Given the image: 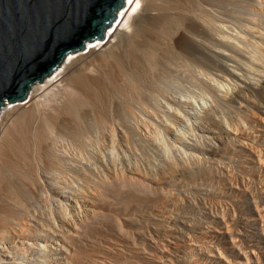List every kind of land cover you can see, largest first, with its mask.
<instances>
[{
    "label": "bare ground",
    "instance_id": "obj_1",
    "mask_svg": "<svg viewBox=\"0 0 264 264\" xmlns=\"http://www.w3.org/2000/svg\"><path fill=\"white\" fill-rule=\"evenodd\" d=\"M257 1L260 8L255 6ZM222 2L126 0L118 10L116 20L105 30L103 39L87 41L86 51L69 53L51 76L31 86L24 104L0 109V264H123L124 260L119 263L112 259L113 255L124 258L120 245L113 243V246L108 242L98 245L94 236L101 228L111 225L117 228L118 213L124 207L121 202L127 198L124 197L127 191H133L127 190L124 195L121 193L123 187H127L128 178L134 181L136 168L132 171L134 165H130L132 168L129 166L130 176L127 175L126 180L118 178L116 165L119 160L114 159V154L119 156L125 150L132 151L135 146L148 142L156 147V151L158 149L156 153L170 166L176 160L182 165L188 162L189 166L190 161L199 160V154L208 155L202 158H208L211 164L219 161L218 158L226 157L223 151L227 146L225 141L234 137H231L232 131L222 126L218 112L237 108L239 115H247L252 96L264 95V52L259 46L264 33L258 36L251 34L253 39L250 35L246 38L249 24L258 23L264 30V6L263 0H244L240 3L244 4L243 11L237 16L227 7L229 10L226 11L222 7L226 1ZM95 41V47L90 48ZM195 97L203 101L200 109L197 108L198 112L195 108L199 98L196 100ZM258 109L264 114V105ZM231 115L229 124L236 128L235 131L238 130L234 138L238 144L232 149L241 155L239 162L251 172L257 169L255 164L264 161V152L260 149L264 146V121L260 120V125H257L259 130L255 131V122L239 121L240 117ZM184 128H188L191 134L188 135L187 130L183 132ZM158 140L172 152L174 161L168 159L170 152L159 145ZM253 144L263 145L257 152ZM165 152L169 153L166 155ZM124 158L126 155L120 159ZM197 166L199 164L194 167ZM177 169L174 173L180 175ZM207 169L205 174L200 166L201 171L197 173L201 172L205 177ZM181 171L184 173L183 169ZM223 172L221 175H224ZM136 183L133 185H140ZM117 187L123 190L113 192ZM146 189L144 195L155 194L146 193L150 184ZM235 192L233 184H230L225 195L232 200ZM256 201L250 194L239 205L236 225L238 227L239 224V228L241 226L245 231L242 236L234 233L233 229L238 231L237 228H230L228 215H222L223 212L211 213L212 209L210 212L205 209L206 215L195 218L199 220L194 223V216L190 218V214H180L182 211L177 207L180 202L175 201L170 205L169 212L167 210V213L161 212L152 217L155 223L165 228L162 233L170 240L167 239V243L152 241L153 250L144 251L143 248L139 251L144 261L141 263L264 264V234L250 235L253 225L259 223L264 214V195L261 204ZM196 203L190 202L191 208L197 212ZM141 205L144 206V203ZM132 223H135L134 220ZM161 226L157 227L161 230ZM196 228L202 235L198 241L193 240L194 234H190L193 238L185 234ZM177 235L183 238H180L181 244L171 240ZM242 241L246 247L241 246ZM196 249L201 250L200 260L189 256ZM178 253L187 255L181 263L174 259Z\"/></svg>",
    "mask_w": 264,
    "mask_h": 264
},
{
    "label": "rangeland",
    "instance_id": "obj_2",
    "mask_svg": "<svg viewBox=\"0 0 264 264\" xmlns=\"http://www.w3.org/2000/svg\"><path fill=\"white\" fill-rule=\"evenodd\" d=\"M224 1H226V2H228V4L225 2V3H223ZM236 1V2H235ZM242 1H243V3H244V0H232V1H229V0H223V5H222V7H224V8H229L230 9V11L232 12H235V15H237V16H239L241 13H242V11H243V5L242 4H240V3H242ZM235 2V3H234ZM230 3H231V5L232 6H230ZM225 4H227V5H225ZM240 5V6H239ZM234 6H236V7H234ZM242 6V7H241ZM255 6L257 7L258 6V1L256 2V4H255ZM260 4H259V8H260ZM263 6H264V0H263ZM241 7V8H240ZM225 9L226 11L227 10H229V9ZM232 8H234L233 10H232ZM235 8H236V10H235ZM237 8H239V9H237ZM264 8V7H263ZM237 13V14H236ZM263 13H264V11H263ZM257 24V25H256ZM251 25V26H250ZM252 28V29H251ZM261 30V31H260ZM248 32L246 33L247 34V37L246 38H249V36L248 35H250V36H252L254 33H255V36L257 35H260V33L262 32V33H264L263 31L264 30H262L261 28H260V24H258V23H254V24H249V29L247 30ZM250 32V33H249ZM249 33V34H248ZM258 33V34H257ZM252 34V35H251ZM252 39H253V36H252ZM247 40H249V39H247ZM261 41H262V44H260L259 46H260V48H261V50H260V48H259V46H257V48H259L258 50H260L261 52H264V39L262 40L261 39ZM87 43H85V45H86ZM95 45H96V41L95 42H93V43H91L90 44V48H93V47H95ZM82 50H84V51H86V49H82ZM199 98V99H198ZM195 99L197 100H200L199 101V103H198V100H197V105L198 106H196V111L195 112H198V111H200V110H197V108H199L200 109V104H202L203 105V101L201 100V98L200 97H195ZM252 101H251V103L249 102L248 103V108L250 109V111L249 112H247V115H239V113H238V111H237V108L235 109V108H232V107H230V108H232L231 110L228 108V109H225V110H223V111H220V112H218L217 114V117H219L220 118V120L222 121V126L223 127H225V128H227V129H229L230 131H232L233 133L231 134L232 136L231 137H234V138H236L237 136H236V134H237V132H238V130H236L235 131V127H233V126H231L230 124H229V122H230V115L232 114L233 116H238V118L240 119L239 121H243V119H245L246 120V122H250L251 123V121H252V123H254V124H256V125H254V129H255V127H256V129H255V131L257 130V128H259V126H257V125H260V124H258V123H261L260 122V120L261 121H264V114H261L258 110V108L262 105H264V95L263 96H259V95H254V96H252V99H251ZM261 100V101H260ZM24 102H26V101H24ZM24 102H17V103H9V102H6L5 103V105L4 106H6L7 108H12L14 105H17V104H19V103H21V104H24ZM254 102V103H253ZM261 102V103H260ZM244 104H246V103H244ZM3 106V107H4ZM226 110H228V111H231V112H228V111H226ZM236 110V111H235ZM227 112V113H224V112ZM233 111H235V113H233ZM252 111V112H251ZM201 113H202V111H201ZM225 115H224V114ZM231 113V114H230ZM236 113H237V115H236ZM249 113H250V115H249ZM253 113V114H252ZM228 114V115H227ZM231 115V116H232ZM253 116V117H252ZM250 118V119H249ZM234 120H236L235 118H233ZM254 119V120H253ZM256 120V121H255ZM228 121V122H227ZM227 122V123H226ZM237 123H238V121H236ZM248 122V123H249ZM224 123V124H223ZM228 124V125H227ZM235 128V129H234ZM186 130L188 131V128H184L182 131L184 132H186ZM234 130V131H233ZM259 130V129H258ZM257 130V131H258ZM188 135H190L191 134V132L189 133V131H188V133H187ZM238 135V134H237ZM234 138L233 139H231L230 138V140H226L225 141V143L227 144V146H225V150H226V152H225V150H223L224 151V154L226 155V157H223V158H218L219 159V161H216L214 164H211L210 163V161L208 160V158H202V157H209L208 155H205V154H199V157L200 158H202L201 160H200V158L198 157L197 159H199V160H195L194 162H195V164H193L194 162L193 161H190L189 162V166H190V164L194 167L195 165H198L199 164V166H197V167H199V168H197V167H194V168H196V169H194L192 166H188L187 165V163L186 164H181V163H177V160L175 161V162H173V165L172 166H170V163H168V162H166L167 160H164L162 157H160V155H158L157 153H158V149H157V151H156V147L153 145V144H150V143H148V142H145L144 143V145L142 144H139L138 146H140L141 148H139L138 146H135L136 147V149H131L132 151H130V150H125V151H123L122 152V154H119V156L121 155V156H123V154H125L126 155V158H124V160L123 159H120V158H123V157H125V155L123 156V157H120V158H118L119 156H117V154H114V159L115 158H117L119 161H117V165L116 166H118V167H116V173H117V176H118V178H120V177H122L124 180H126L129 176H130V169L132 168L130 165H134L133 166V169H131L132 171H134V169H135V171H134V176L133 177H137L138 179L136 180V177H135V179H134V181L132 180V179H127L126 180V182H127V184H126V186L128 187V189H127V187L126 188H124L123 187V189L125 190H123V189H121L120 190V188L119 187H117L118 189H113V190H116V191H113V192H117V191H122L121 193H126V191L127 190H132L133 189V193L137 196V198L134 196V194H132V192H128L127 191V194L124 196L126 199L124 200L123 199V204H122V202H121V205L122 206H124V207H122V209L120 210V212L118 213V218H117V228L119 229V230H117V228H115V227H113L112 225L111 226H108V227H106V229H99L97 232H96V235H94V236H96L95 237V242L98 244V245H101V244H105L106 242H108L109 244H112L113 246H115L114 244H116V245H120V249L121 248H123L122 249V252H124L123 253V256H124V258H122L121 256H117L118 258H119V260H117L118 258L115 256V255H113L112 257V259H114V261H116V262H119V263H123V260H124V263L123 264H136V263H143L144 261H143V259H142V257H141V255L140 254H138V252L139 251H141L143 248H145V249H143L144 251L147 249V250H149V251H151V250H153V248H152V246L151 245H153V243H152V241H155V240H157V242H165V243H167V239H169L170 240V238L168 237H166L167 235H164L163 233H164V230H165V228L164 227H162L161 225H159V224H157V223H155L156 221L154 220V215L155 216H157V214H161V212H165V213H167V210H168V212H169V210H170V205L172 206V203H174L175 201H179L180 203H179V206L177 205V207H180L179 209L182 211V213L180 212V214H182V215H184V216H189V214H190V218H192L193 216V222L194 223H196V222H198V220L199 219H195V218H201L202 217V215L204 216V215H206L205 213V209H206V211L207 212H210V210L212 209V210H214V211H212L211 210V213H219V214H222V212H223V214L222 215H228L227 216V219H228V223L229 224H231L230 226V228L232 229V228H237L238 229V231L236 230V229H233L234 230V233L235 234H239L240 233V235L242 236V235H244V233H245V231L244 230H242V228H241V226H240V228H239V224H238V227H237V222H238V220H237V218H238V211H239V205H241L242 203H243V201H245L246 200V197H249L250 196V194L253 196V197H255V200L257 199L258 201H259V204H261L260 203V201H261V197H262V195H264V193H262L263 192V190H264V171H262V165H263V162L264 161H262V162H260V163H257V164H255L256 166V168L257 169H255V170H251V172L249 171V170H247L246 168H245V165H243L242 163H240L239 161H240V154H238L237 152H235L232 148L233 147H235L238 143L236 142V141H234ZM232 140V141H231ZM214 142H216V144L217 145H220L219 143L220 142H218V141H216V140H213ZM236 142V143H234V142ZM158 143H159V145H162V146H164V147H166L165 149H168L167 148V146H165L164 144H162V143H160L161 141H157ZM247 142H250L249 140H247ZM228 143H230V145H228ZM147 144V145H146ZM254 146H256V147H254L255 149L254 150H256L257 151V149H259V147H261V146H258L259 144H253ZM145 146H146V149H145ZM151 148H150V147ZM230 146V147H229ZM249 146V145H248ZM134 147V148H135ZM138 147V148H137ZM153 147V148H152ZM231 148V149H230ZM137 149H139V151L137 150ZM145 149V150H144ZM251 149H253V148H251ZM261 150H262V152H264V146H262L261 148H260ZM259 149V150H260ZM134 150V151H133ZM148 150H150L151 152L149 153V151ZM154 150V151H153ZM253 150V151H254ZM128 151V152H127ZM145 153H144V152ZM168 151L170 152V150L168 149ZM127 152V153H126ZM138 152V153H137ZM147 152V153H146ZM157 152V153H156ZM166 152H167V150H166ZM165 152V153H166ZM168 152V153H169ZM228 152V153H227ZM230 152V153H229ZM255 152V151H254ZM258 152V151H257ZM132 153H133V155H132ZM140 153V154H139ZM156 155H155V154ZM168 153H166V155L168 154ZM127 154H129V155H127ZM135 154V155H134ZM139 154V155H138ZM153 154V155H152ZM172 152H170L167 156H169L168 157V159L169 160H172V161H174V159L172 158ZM229 154H230V156H229ZM234 154V155H233ZM236 154V155H235ZM239 156H238V155ZM131 155V156H130ZM116 156V157H115ZM143 156V157H142ZM149 156H151V157H149ZM230 158H229V157ZM235 156V157H234ZM238 156V157H237ZM139 157V158H138ZM142 157V158H141ZM152 157H154V158H152ZM157 157V158H156ZM228 158V159H227ZM117 159H115V160H117ZM230 159H232V161L230 160ZM114 160V161H115ZM122 160V161H121ZM162 160V161H161ZM235 160H236V164H235ZM131 163H130V162ZM137 161V162H136ZM148 161V162H147ZM151 161H152V163H151ZM207 161V162H206ZM209 161V162H208ZM238 161V162H237ZM116 162V161H115ZM118 162H119V164H120V162H121V164H122V162H124L122 165L126 168V170H125V168H123V166L121 167V164L120 165H118ZM129 162V163H128ZM150 162V163H149ZM156 162V163H155ZM161 162V163H160ZM200 162L201 163H203V165L202 164H200ZM206 162V163H205ZM219 162V163H218ZM221 162V163H220ZM225 162V163H224ZM227 162V163H226ZM230 162V163H229ZM128 163V164H127ZM150 165H149V164ZM196 163H198V164H196ZM225 164V166H224V164ZM154 164V165H153ZM174 164H177L178 165V167H175V166H177V165H174ZM207 166H206V165ZM219 164L221 165V167H219ZM241 164V165H240ZM128 165V166H127ZM144 165V166H143ZM167 165H169V167L167 166ZM185 165V166H184ZM187 165V166H186ZM210 165H212L211 166V170H209V168H210ZM129 166L131 167V168H129ZM139 166H141L140 168H141V170H140V168H138ZM148 166V167H147ZM159 166H161L160 167V169H159V167L157 168V167ZM200 166H201V168H203V173H205L206 171H205V169L208 167V169L207 170H209L208 172H207V175H205V177H204V174L203 173H197V172H199V170H200ZM224 166V167H223ZM242 166V167H241ZM261 166V167H260ZM121 168V170H122V168H123V170H122V174H121V170H119L120 168ZM145 167V168H144ZM155 169H154V168ZM166 167V168H165ZM170 167L171 168H174L175 167V169H177L179 172H180V175H179V173H174V170L175 169H170ZM184 170V173H183V171H181L182 169ZM189 167V168H188ZM119 168V169H118ZM144 168V169H143ZM157 168V169H156ZM186 168V169H185ZM190 168L192 169L190 172H189V170H190ZM219 168V170H217ZM225 168V169H224ZM227 168V169H226ZM261 168V169H260ZM146 169V170H145ZM149 169V170H148ZM198 169V170H197ZM128 170V171H127ZM138 170V171H137ZM151 170V171H150ZM157 170H159V171H157ZM171 170V171H170ZM176 170V171H177ZM186 170V171H185ZM194 170V171H193ZM202 170V169H201ZM200 170V171H201ZM212 170L214 171V172H212ZM221 170V172H219ZM224 172H223V171ZM230 170V171H229ZM246 170H247V172H246ZM261 172H259V171ZM141 171V172H140ZM153 171V172H152ZM155 171V172H154ZM173 171V172H172ZM205 171V172H204ZM253 171V172H252ZM172 174H171V173ZM194 172V173H193ZM196 172V173H195ZM219 172V173H218ZM222 172H223V174L225 175L226 174V176H224V175H221L222 174ZM231 172V173H230ZM119 173H120V175H119ZM140 173H142V174H140ZM145 173H147V174H145ZM160 175H159V174ZM169 175H168V174ZM189 173V174H188ZM190 173H191V175H190ZM209 173H212V174H210V177L208 176V174ZM231 175H230V174ZM249 173V174H248ZM125 176H124V175ZM148 174H150V175H148ZM155 174V175H154ZM184 174V175H183ZM187 174V175H186ZM194 174H196V176L194 175ZM197 174H200L199 176L197 175ZM206 174V173H205ZM218 174V175H217ZM240 174H242V175H240ZM245 176H244V175ZM122 175V176H121ZM127 175H129V176H127ZM174 175H176V176H174ZM178 175V176H177ZM190 175V176H189ZM202 175H203V177H202ZM215 175H217V176H215ZM228 175V176H227ZM120 176V177H119ZM127 176V177H126ZM140 176V177H139ZM143 176V177H142ZM149 176V177H148ZM165 176H167V177H165ZM186 176V177H185ZM194 176V177H193ZM198 176V177H197ZM206 176H208L209 178H206ZM213 176V177H212ZM237 176V177H236ZM244 176V177H243ZM247 176V177H246ZM150 177H151V180H149L150 179ZM154 177V178H153ZM156 177V178H155ZM159 179H158V178ZM190 177V178H189ZM200 177V178H199ZM202 177V178H201ZM241 177V178H240ZM153 178V179H152ZM228 178H229V180L231 181V182H229V180H228ZM239 178V179H238ZM244 178V179H243ZM246 178V179H245ZM121 179V178H120ZM140 179V180H139ZM142 179V180H141ZM170 179V180H169ZM174 179H176L175 181H174ZM193 179V180H192ZM202 179V180H201ZM211 179H212V181H211ZM216 179V180H215ZM220 179V180H219ZM236 179V180H235ZM238 179V180H237ZM133 181V183L135 182H141V181H144V182H141V183H139L140 185L138 186L137 184L138 183H136V185L137 186H135V184L133 185V183L132 182H129V181ZM136 180V181H135ZM153 180V181H152ZM164 180V181H163ZM181 182H180V181ZM196 180H198V181H196ZM209 180V181H208ZM152 181V182H151ZM157 181V182H156ZM160 181V182H159ZM162 181V182H161ZM169 181V182H168ZM203 181V182H202ZM208 181V182H207ZM216 181V182H215ZM233 181V182H232ZM237 181V182H236ZM239 181H240V183H239ZM243 181V182H242ZM148 182V183H147ZM179 182V183H178ZM183 182V183H182ZM188 184H187V183ZM211 184H210V183ZM128 183H130V184H132L131 186H133V188H131L130 187V184H128ZM153 183V184H152ZM160 183V184H159ZM171 183V184H170ZM196 183V184H195ZM202 183V184H201ZM214 183V184H213ZM221 185H220V184ZM229 183V184H228ZM234 183H236V184H234ZM243 183V184H242ZM245 183V184H244ZM149 184H150V189H151V187L152 188H154V189H152V190H150L149 189V191H146V193H151V192H153V193H155V194H150L151 196H149V194H146V195H144L145 193V189L147 188V187H149ZM205 184V185H204ZM206 184H207V186H206ZM217 184V185H216ZM230 184H233V186H234V188H235V190H236V192L234 193V197H233V199L231 200V199H229V198H227L226 197V195H225V193L228 191V188H229V186H230ZM142 185V186H141ZM148 185V186H147ZM174 185V186H173ZM190 185V186H189ZM197 185H198V187L200 188H198L197 187ZM215 185V186H214ZM227 185V186H226ZM237 185H238V187H237ZM143 186H145L146 188H144ZM158 186V187H157ZM214 186V187H213ZM225 186V187H224ZM236 186V187H235ZM135 187V188H134ZM136 187H138V188H136ZM160 187H162V188H160ZM207 187V188H206ZM211 187H213L212 189H211ZM129 188H131V189H129ZM140 188H142V189H140ZM157 188V189H156ZM160 190H159V189ZM174 188V189H173ZM197 188V189H196ZM211 189V190H209V189ZM221 188V189H220ZM136 190V192H135V190ZM138 189H139V191H138ZM189 189H191L190 191H189ZM203 189H208V191H204ZM146 190H148V189H146ZM154 190V191H153ZM178 190V191H177ZM187 190V191H186ZM222 192H221V191ZM140 191H141V193H140ZM156 191V192H155ZM161 191V192H160ZM214 191V192H213ZM112 192V193H113ZM143 192V193H142ZM164 192H168V193H166L168 196H166V194L164 193ZM182 192V193H181ZM184 192V193H183ZM190 192V193H189ZM202 192H203V194H202ZM206 192H209L208 194L206 193ZM220 192H221V194H220ZM112 193L110 194V195H112ZM124 193H123V195H124ZM128 193H129V197H128ZM138 195H137V194ZM159 193H160V195H159ZM161 193H163V194H165V195H163V194H161ZM175 193V194H174ZM186 193V194H185ZM140 194H142V195H140ZM156 194H158V195H156ZM171 194V195H170ZM174 196H173V195ZM207 194V195H206ZM217 194V195H216ZM237 194V195H236ZM131 195H133V196H131ZM156 195V196H155ZM176 195V196H175ZM210 195V196H209ZM236 195V196H235ZM139 196H141V198L139 197ZM143 196V197H142ZM149 196V197H148ZM171 196H173V197H171ZM192 198H191V197ZM209 196V197H208ZM147 197L149 198V199H147ZM158 197H160V198H158ZM178 197V198H177ZM180 197V198H179ZM184 197V198H183ZM202 197H203V199H202ZM240 197H241V200H242V198H243V200L241 201V200H239L240 199ZM139 198V199H138ZM158 198V199H157ZM162 198V199H161ZM175 198V199H174ZM181 198H183V200L181 199ZM196 198V199H195ZM238 198V199H237ZM260 198V199H259ZM143 199V200H142ZM167 199H169V200H167ZM180 199V200H179ZM185 199V200H184ZM133 200V201H132ZM137 200V201H136ZM146 200V201H145ZM186 200H189V201H186ZM195 200V201H194ZM235 200V201H234ZM124 201H126V202H124ZM134 201H136V202H134ZM139 201V202H138ZM155 201H156V203H155ZM182 201V202H181ZM193 201V202H192ZM228 201V202H227ZM231 201V202H230ZM258 201H256L257 203H258ZM148 204V205H146V203ZM160 202V203H159ZM185 202H189L188 204H186ZM190 202L191 203H193V204H195L196 202L198 203H196V207H197V209H198V211L196 212V209H192L191 207H192V205L190 204ZM230 202V203H229ZM236 202V203H235ZM134 203H135V205H134ZM138 203V204H137ZM144 203V206L143 205H141V204H143ZM182 203H184L183 205H182ZM235 204V205H233V204ZM238 203H240V204H238ZM128 204H130V205H128ZM150 204V205H149ZM152 204V205H151ZM158 206H157V205ZM162 204V205H161ZM218 204V205H217ZM132 205V206H131ZM139 205V206H138ZM182 205V206H181ZM138 206V207H137ZM188 206H190V207H188ZM216 206V207H215ZM229 206H230V208H229ZM233 206H234V208H233ZM183 208V210L185 211H183L182 210V208ZM237 207V208H236ZM146 208V209H145ZM157 208H158V210H157ZM169 208V209H168ZM214 208V209H213ZM228 208H229V210H228ZM124 209V210H123ZM143 209V210H142ZM189 209V210H188ZM192 209V210H191ZM235 209V210H234ZM146 210V211H145ZM179 210V211H180ZM209 210V211H208ZM224 210V211H223ZM202 211V212H201ZM221 211V212H220ZM225 211H227V213H225ZM232 212V213H231ZM238 212V213H237ZM135 213V214H134ZM142 213V214H141ZM146 213V214H145ZM150 213V214H149ZM184 213V214H183ZM188 213V214H187ZM198 213V214H197ZM202 213H204V214H202ZM264 213V212H263ZM129 214V215H128ZM144 214V215H143ZM152 214V215H151ZM195 214V215H194ZM197 214V215H196ZM229 215H230V218H229ZM232 215H234V216H232ZM236 215H237V217H236ZM196 216V217H195ZM198 216V217H197ZM124 217H125V219H124ZM130 217V218H129ZM137 219H136V218ZM142 217V218H141ZM152 217H154V218H152ZM235 217V218H234ZM127 218V219H126ZM133 218V220H134V222L135 223H132L133 222V220H131ZM139 218V219H138ZM121 219V220H120ZM150 219H152V220H150ZM233 220V221H232ZM235 220V221H234ZM130 221V222H129ZM139 221V222H138ZM149 221V222H148ZM196 221V222H195ZM237 221V222H236ZM119 222H121V223H119ZM151 222V223H150ZM153 222V223H152ZM231 222V223H230ZM109 223V222H108ZM138 223H140V224H138ZM110 224V223H109ZM156 224V225H155ZM233 225V226H232ZM122 226V227H121ZM160 228V226H161V230L158 228V227ZM254 227H253V229L251 230L252 231V233H250V235L251 236H257V235H259L260 233H263L264 234V214H263V216L261 217V219H260V221H259V223H257V224H255V225H253ZM113 227V228H112ZM137 227V228H136ZM157 229V230H155V228ZM114 228L117 230H115L114 231ZM125 228V229H124ZM154 230H153V229ZM110 229H112V230H110ZM196 229H197V231H196ZM195 230L194 229H191V231L190 232H187V233H185V232H183V233H185V234H187L188 236H190V234L192 235V234H194L193 236H194V238L193 237H191V238H193V240H195V241H198V239L199 240H201V237H202V235L200 234L201 232H200V230L198 229V228H196ZM105 230H107V231H105ZM121 230V231H120ZM142 230H143V233H142ZM233 230H231V231H233ZM236 230V231H235ZM113 231V232H112ZM128 231V232H127ZM196 231V232H195ZM241 231H243V233L241 232ZM116 232H118V233H116ZM124 232H125V234H124ZM144 232H145V234H144ZM163 232V233H162ZM192 232V233H191ZM195 232V233H194ZM237 232V233H236ZM113 234V235H111V234ZM123 234V235H121V234ZM142 233V234H141ZM161 233V234H160ZM189 233V234H188ZM242 233V234H241ZM106 234V235H105ZM246 234V233H245ZM121 235V236H120ZM154 237H153V236ZM156 235H160L159 237L158 236H156ZM164 235V236H163ZM102 236V237H101ZM131 236V237H130ZM163 236V237H162ZM199 236H201V237H199ZM116 237V238H115ZM144 237V238H143ZM145 237H147V238H145ZM153 237V238H155V239H153L152 238V240H151V238ZM182 237V236H181ZM180 235H177L176 236V238H171V240H173V242H177L178 244H181V242L182 241H180ZM198 237V238H197ZM101 238V239H100ZM133 238V239H132ZM158 238V239H157ZM179 238V239H178ZM196 238V239H195ZM105 239V240H104ZM113 239V240H112ZM124 239V240H123ZM127 239V240H126ZM144 239V240H143ZM162 239V240H161ZM177 239V240H176ZM102 242H101V241ZM131 240V241H130ZM165 240V241H164ZM181 240H183V238H181ZM130 241V242H129ZM104 242V243H103ZM119 242V243H118ZM114 243V244H113ZM134 243V244H133ZM144 243H145V245H144ZM244 241H242L241 242V246H245L246 247V243H244ZM123 244V245H122ZM129 244V245H128ZM137 244V245H136ZM243 244V245H242ZM128 245V246H127ZM135 245H136V247H135ZM132 246V247H131ZM141 246V247H140ZM143 246H145V247H143ZM149 248H148V247ZM151 246V247H150ZM127 247V248H126ZM138 247V248H137ZM245 247H243V248H245ZM135 249V250H134ZM130 250V251H129ZM138 250V251H137ZM195 251H197L196 253H195ZM201 250L200 249H196V250H193V251H191L192 253L190 254L189 253V256H193L192 258H194V259H198V260H200V259H202V255H201ZM133 252V253H132ZM136 252H137V254H136ZM132 253V254H131ZM199 253V254H198ZM125 254V255H124ZM128 254L130 255V256H132V257H128ZM179 254V255H178ZM177 255L175 254V257H174V259L178 262V263H181L182 262V260L187 256L186 254H183L182 253V255L180 254V253H178ZM197 254L199 255L198 257H197ZM127 255V256H126ZM133 255H134V257H133ZM139 255V256H138ZM186 255V256H185ZM195 255V256H194ZM126 256V257H125ZM135 257H137V258H135ZM179 257H181V258H179ZM197 257V258H196ZM121 258V259H120ZM127 258V259H126ZM139 258H141V259H139ZM137 259H138V261H137ZM126 260V261H125ZM136 260V261H135ZM121 261V262H120ZM130 261V262H129ZM141 263V264H142Z\"/></svg>",
    "mask_w": 264,
    "mask_h": 264
},
{
    "label": "water",
    "instance_id": "obj_3",
    "mask_svg": "<svg viewBox=\"0 0 264 264\" xmlns=\"http://www.w3.org/2000/svg\"><path fill=\"white\" fill-rule=\"evenodd\" d=\"M126 0H0V109L27 100L33 84L103 39Z\"/></svg>",
    "mask_w": 264,
    "mask_h": 264
}]
</instances>
